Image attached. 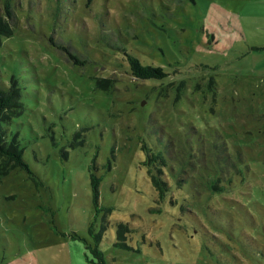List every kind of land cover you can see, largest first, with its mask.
<instances>
[{
  "label": "rangeland",
  "instance_id": "374dc122",
  "mask_svg": "<svg viewBox=\"0 0 264 264\" xmlns=\"http://www.w3.org/2000/svg\"><path fill=\"white\" fill-rule=\"evenodd\" d=\"M7 1L0 88L15 78L22 111L2 127L28 170L0 177V264H95L93 247L104 264H264V0ZM126 55L165 76L132 77Z\"/></svg>",
  "mask_w": 264,
  "mask_h": 264
},
{
  "label": "trees",
  "instance_id": "16d2710c",
  "mask_svg": "<svg viewBox=\"0 0 264 264\" xmlns=\"http://www.w3.org/2000/svg\"><path fill=\"white\" fill-rule=\"evenodd\" d=\"M2 11L4 17L0 16V36H7L11 33V29L9 28L10 20L8 19L12 16L10 4L7 0L3 3ZM57 48L64 51L69 58H74V56L68 52V47L57 44ZM125 60L130 75L136 79H162L165 76V73L160 67L142 65L131 55H126ZM112 83V79L109 78H95L94 82L95 87L105 91L110 89ZM21 111L22 105L20 102L19 88L17 87L15 78L11 76L9 79V86L6 89L0 88V177L15 168L28 170L27 165L22 159L21 149L18 147L15 138H11L10 141H6L5 131L2 127V124L8 123L13 117L19 115ZM147 162H149L151 166V170H148L147 175L152 188L157 194L156 200L158 202L163 201L169 190V184L167 178L165 177V169L163 168L164 159L159 153L152 154L151 152L147 155ZM168 171L172 173V169H169ZM98 180L99 178L92 175L89 179L93 203H96L98 197ZM178 185L179 184H176V186ZM212 187L214 190H220L215 185ZM229 223L232 222L228 217L227 225H229ZM126 232H128L127 226L122 222H118L115 226L114 244L122 248H127L128 246L125 244ZM90 251L96 257V261L94 262L95 264H104L101 252L98 251L96 247L90 248Z\"/></svg>",
  "mask_w": 264,
  "mask_h": 264
}]
</instances>
